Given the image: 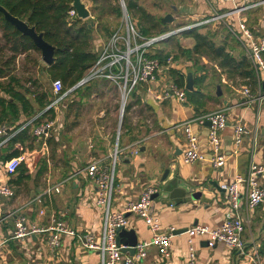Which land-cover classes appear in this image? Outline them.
Listing matches in <instances>:
<instances>
[{
	"label": "crops",
	"instance_id": "crops-1",
	"mask_svg": "<svg viewBox=\"0 0 264 264\" xmlns=\"http://www.w3.org/2000/svg\"><path fill=\"white\" fill-rule=\"evenodd\" d=\"M191 1L187 7H190L189 14L192 19L204 14L211 16L213 11L218 9L224 12V8L231 5L222 7L217 0ZM119 3L123 16L124 13L128 14L123 3ZM257 15H260L258 21ZM90 18L83 21L88 22ZM245 19L255 34L264 36V4L247 13ZM121 21L122 25L118 29L123 28V18ZM103 31L104 35H99L101 39L98 40V29L94 32L93 48L97 52H100L111 38L107 37L105 28ZM227 32L231 34L228 29ZM216 36L218 37L217 34ZM184 39L187 42H184L186 49H192L194 40ZM240 44V50L234 46L233 49L228 48L233 54L239 50L238 56L234 55L237 58L241 56L242 48L244 50L241 42ZM203 60L208 61L206 58ZM24 62L23 59V64ZM174 62V70L186 76L187 81L186 68ZM189 63L192 66V63ZM209 63L212 64L214 72L222 74V79L213 89L214 83L206 76L203 87L200 88L202 96L195 100V104H182L175 99L162 98L164 91L173 83L170 73H165L169 70L165 67L156 82L142 84L131 94L123 114L118 117L117 108L122 113V96L118 103L110 93L119 91L116 85L103 78L92 79L83 88L84 92L74 89L54 109L55 127L44 143L34 139L32 143H16L13 148L8 147V142L0 148L2 157L16 150L20 151L21 155H26L25 164L31 176L29 181L16 185L14 179L17 176L6 175L1 165L3 161L0 159V185H9L15 192L11 199L0 197V241L8 240L0 250V264H101L99 255L85 251L78 241L64 239L62 247L51 252L46 245L48 236L34 237L31 247L10 238L15 231V217L19 214L24 215L28 222L40 227H50L54 220L60 217L78 232L91 230L97 234L101 233L104 225L103 211L95 205L97 188L87 177L85 169L93 159H103L107 165H111V155L116 149L119 153L115 171L114 211L123 212L127 204L136 201L147 187L158 186L164 171L170 167L176 171L178 179L195 188L196 192L202 193L199 200L188 197L187 202L179 206L168 207L157 201L153 202L152 211L159 216L162 226H173L180 232L172 239V256L169 260L160 261L158 249L151 247L144 264H186L191 245L185 231L194 225L219 228L230 213L221 185L233 180L236 174H247L252 163L264 166V98L260 104L247 103L243 95L244 88L247 87L243 86L244 80H230L215 63ZM24 66L25 64L23 69ZM19 68L22 75L23 69ZM35 70V76L33 73L31 75L38 77L42 82L44 76L41 77L37 69ZM255 72L258 86L254 94L259 93L261 82L260 91L264 97V74L260 73V78L256 70ZM75 93L78 94V99ZM68 98H71V101ZM117 103L120 104L119 107L115 105ZM97 109H100V113H97ZM216 111H225L228 116V127L221 134L223 150L229 158L227 165L221 170H215L208 163L186 164L183 156L186 138L179 127L180 123ZM26 121L27 118L22 115L17 125ZM238 122L246 125L251 134L245 138L239 156L235 157L232 155L233 126ZM3 126L16 127L10 124ZM257 127L258 133L255 134ZM193 130L200 140L201 151L209 154V126L194 124ZM49 138L51 142L47 143ZM61 183L63 187L60 193L42 197L47 188L56 187ZM260 184L264 189V174L260 177ZM242 215L248 216L250 220L244 233L245 243H255L264 250V202L252 212L243 209ZM127 216L130 218L132 229L136 231L139 243L150 241L152 234L146 224L134 216ZM192 246L196 250V264H248L242 261L243 257L238 256L237 252L222 244L210 249L203 239L195 238Z\"/></svg>",
	"mask_w": 264,
	"mask_h": 264
},
{
	"label": "built area",
	"instance_id": "built-area-1",
	"mask_svg": "<svg viewBox=\"0 0 264 264\" xmlns=\"http://www.w3.org/2000/svg\"><path fill=\"white\" fill-rule=\"evenodd\" d=\"M217 3L232 4V8L226 13L214 10L207 20L193 27L208 24H225L230 33L242 43L247 57L251 60L260 77V73L264 74V36L255 34L249 28L245 15L260 8L264 4V0H217ZM70 16L75 17L76 11H71ZM168 36H160L150 40L144 39L136 32L128 14L124 13L123 28L118 29L101 48L100 57L95 67L91 70L90 76L81 81L70 92L84 86L96 77L103 78L114 83L122 94L123 114L131 94L142 84L156 82L158 75L165 68L159 59L152 57L150 49L153 44L162 41ZM167 65V69H172L173 66H176L173 56L169 57ZM260 89H262L261 82L259 84V93L254 94L249 87L244 88L243 95L247 99V103L260 104L262 102L264 97ZM52 90L55 98L45 111L56 109L69 93H64V85L59 80L52 82ZM186 96L185 88L181 89L172 83L164 91L162 98L165 100L175 99L183 104L186 102ZM42 114L37 115L20 129L1 126L0 148L6 146L13 137L27 127H33L32 134L37 142L44 143L45 138L54 129L55 122L46 119L34 127V122ZM209 122V154H204L200 148V140L193 130V125L205 126ZM179 127L182 128L186 138V148L183 153L186 164L208 163L215 170H221L227 165L229 158L223 150L221 137L222 132L228 127V116L225 111H216L189 118L181 122ZM233 130L234 149L232 150V155L237 157L241 152L245 138L251 132L241 122L236 123L233 126ZM257 133L258 127L255 130V134ZM118 153V149H116L114 154L111 155V165H107L103 159H93L85 169L87 177L97 188L95 205L103 211L104 225L101 233L97 234L91 230L78 232L70 228L60 217L54 220L50 227H40L37 224L28 222L24 215L19 214L15 217V231L10 239L18 241L26 247H31L34 237L48 236L46 245L51 252L61 248L64 239L78 241L82 244L85 251L99 255L101 264H144L148 257V250L151 247L158 249L160 261L169 260L172 256V239L178 233V229L173 226L164 228L159 216L152 211L154 202L152 198L158 193V186L151 185L147 187L136 201H131L127 204L123 212L113 210ZM26 159V155H21L3 162L1 164L2 169L8 176L15 175L19 167L26 162ZM263 174L264 166L252 163L247 174H236L233 180L221 185L227 198L230 213L219 228L194 225L185 231L191 245L186 264H196V250L192 246L195 238L203 239L210 249L222 244L228 249L237 252L238 256L248 258V264H264V250L255 243L252 245L245 243L244 233L250 220L248 216L244 217L242 215L243 209L247 212H252L264 202V189L260 184V177ZM62 187L63 183L56 187L47 188L42 197L52 193H60ZM14 196L15 192L11 186L0 185V197L11 199ZM42 197H40V200ZM127 214L142 220L152 234L150 241L138 243L134 256L123 252L124 247L119 244L117 238L119 230L132 229V224ZM7 242L8 240L0 241V250Z\"/></svg>",
	"mask_w": 264,
	"mask_h": 264
},
{
	"label": "trees",
	"instance_id": "trees-1",
	"mask_svg": "<svg viewBox=\"0 0 264 264\" xmlns=\"http://www.w3.org/2000/svg\"><path fill=\"white\" fill-rule=\"evenodd\" d=\"M119 0H95L94 8L99 3H104V10L110 11L111 15L118 19L123 18V11L118 4ZM73 0H0V5L4 7L13 16L27 22L30 27L42 34L44 40L56 48L55 63L50 67H40V57H34L32 53L40 54L36 45L31 38L24 36L12 24L7 22L4 15L0 13V127L4 124L16 126L20 129L24 124L43 113L33 124L38 126L44 120H55V110L45 111L54 101L53 90L43 87L38 77L31 75V69L36 68L37 73H45L51 80H59L64 85V93L76 87L83 81L88 73L95 67L100 52L93 48L95 40V29L90 25L92 21L85 22L77 17H71L70 12L75 11ZM126 8L130 20H138V30L141 37L146 40L157 38L165 34L166 25L161 20H156L146 9L139 4V0H125ZM219 11V9H218ZM223 13V11H219ZM202 26L195 27L179 33L181 38H191L195 44L192 49H183L179 47V52L184 59L192 63L191 69L195 72L194 92H187L186 103L195 104L202 96L201 87L205 82V66L201 65V59L206 58L209 62L215 63L230 80L237 78L244 80L243 86L246 85L254 93L258 86V78L251 60L247 57L246 51L242 48L239 58L229 52L228 48L233 49V45L228 43L225 38L221 43L216 42V33H201ZM115 31L105 28L107 37L112 36ZM230 38L241 46L240 42L231 34ZM159 41L152 45L156 47L158 43H167L173 37ZM141 42V41H140ZM231 46V47H230ZM170 53L162 52L152 55L153 58L159 59L162 66L167 67V60ZM24 57V69L22 75L19 73V58ZM179 57H174V61ZM30 66V67H29ZM31 68V69H30ZM168 72L172 76V82L179 88H185L186 76L180 74L174 69ZM84 86L77 90L84 92ZM127 111V107H126ZM125 111V112H126ZM196 111L199 112L197 109ZM25 116L27 121L21 125V116ZM33 127H27L8 144L13 148L16 143L25 144L34 142L35 137L32 134ZM51 138L47 139L50 143ZM21 152L16 150L6 156H0L3 162L17 158ZM14 179L16 185L29 181L31 176L28 174L25 162L19 167Z\"/></svg>",
	"mask_w": 264,
	"mask_h": 264
},
{
	"label": "rangeland",
	"instance_id": "rangeland-1",
	"mask_svg": "<svg viewBox=\"0 0 264 264\" xmlns=\"http://www.w3.org/2000/svg\"><path fill=\"white\" fill-rule=\"evenodd\" d=\"M94 1L95 0H84L87 8L90 10L91 13V25L94 26L95 29H98V34L96 35V40L101 39V36L104 35V28L109 29L110 31H114L116 28L118 29L119 27H121L122 25V21L121 19L116 18V16L111 15L110 11L108 10H104L103 8H106V6L104 5V3H99L96 8H94ZM120 1H118V4ZM191 0H139V4L142 5L146 11L153 16L156 20H161L163 18H165L167 15H171L174 18V22L168 26H166L165 34H162L163 36H168L167 38H164V42L167 41L166 39L168 38H175V40H171L167 43H158L156 45V47H154V50L151 49V54L152 55H156L157 53H164V54H168L170 53L171 56L174 57H179V60H175L178 64L183 65L187 72L189 73L190 71H192L193 73L194 70L191 69V64L184 59V57H182L180 55L179 52V47L186 49V45L184 44L187 43L185 41L184 38H181L179 33L183 32L184 30H189L194 28L193 26L201 23L205 20H207L210 16H207L206 14H204L203 16H199L196 17L194 19L190 18V7H187L189 4H191ZM229 3H223L221 4L222 7H226V5ZM232 8V4L229 6V8H224V12L226 13L228 12V10ZM258 17H260V15H257V21H258ZM89 23V21H88ZM133 25L135 27L136 32L139 33L138 30V20L137 19H133ZM200 27V26H198ZM203 29L201 30V33H206V32H212V33H216L218 35V37H216V42L219 44L221 43L225 38H227L228 43L230 45H233L235 48L239 49V45L237 43H235L230 36L228 35L227 29L225 27V24H208V25H202ZM221 36H224L225 38L222 39ZM105 39V38H102ZM162 40V41H163ZM105 42V41H104ZM161 42V41H160ZM183 42V44H182ZM236 50L234 52V55L238 56L239 50ZM32 55L34 57H40V61H41V56L39 54H35L32 53ZM23 59L24 57H20L19 58V63H18V67H21V70L23 69ZM209 61V60H208ZM207 60H203L201 59V63H203L206 68H205V73L207 75L208 80H211V82H213L214 84L212 85V88L215 89L217 84L220 83L222 77H221V73L220 72H214V68L212 66L211 63H209ZM43 65H45L42 61H41V65L40 67H42ZM30 67V66H29ZM31 69V68H30ZM36 68H32L31 69V73L36 74ZM190 70V71H189ZM19 73L20 68H19ZM30 73V74H31ZM165 73H168V71H166ZM91 74L88 73V75L86 77H89ZM41 77L44 76V78L41 80L42 81V85L44 88L46 89H51L52 87V82L54 80H51L47 74L44 75H40ZM40 77V78H41ZM96 79H100L99 77L94 78V80ZM91 81V80H90ZM207 83V82H206ZM203 87V86H202ZM72 90V89H70ZM70 90H68V92H70ZM74 93V92H73ZM71 93V94H73ZM112 97L118 101V103H120L121 101V96L122 94L120 93V91H114V92H110ZM76 94V93H75ZM76 99H78V94H76ZM69 101H71V98H68ZM115 104L117 105V107H119L118 105L120 104ZM190 103V102H189ZM121 108V107H120ZM97 113H100V109H97ZM117 116L120 117L122 113H120V109L117 108V112H116ZM65 115V114H64ZM243 262H248V258L243 257L242 258Z\"/></svg>",
	"mask_w": 264,
	"mask_h": 264
},
{
	"label": "water",
	"instance_id": "water-1",
	"mask_svg": "<svg viewBox=\"0 0 264 264\" xmlns=\"http://www.w3.org/2000/svg\"><path fill=\"white\" fill-rule=\"evenodd\" d=\"M119 1L123 3L126 12L127 9L125 8L124 0ZM72 6L76 11L77 19L87 20L91 17L90 10L82 0H73ZM0 13H2L5 20L12 24L19 32H21L24 36L32 39L37 49L40 51L41 61L47 67H50L55 63L56 48L46 42L42 34H39L34 27H30L27 22L13 16L1 5ZM173 22L174 18L171 15H167L161 20V23L163 25H170ZM194 79V73L192 71L187 73L185 89L189 92L195 91ZM218 92L220 94V88ZM207 125L210 126V122ZM158 187L159 191L153 196L152 199L153 201H157L159 203H162L163 205H167L168 207L182 205L187 202L188 197H191L193 200H199L202 197V193L196 192L195 188L178 179L176 171L172 167L164 171ZM117 238L119 244L124 247L123 252L125 254H130V256H134L135 248L139 243L136 231L133 229L119 230Z\"/></svg>",
	"mask_w": 264,
	"mask_h": 264
}]
</instances>
